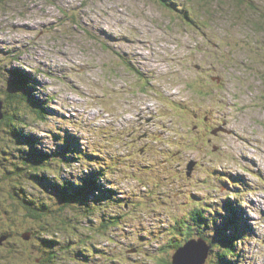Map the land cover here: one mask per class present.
I'll return each instance as SVG.
<instances>
[{
    "label": "rangeland",
    "instance_id": "1",
    "mask_svg": "<svg viewBox=\"0 0 264 264\" xmlns=\"http://www.w3.org/2000/svg\"><path fill=\"white\" fill-rule=\"evenodd\" d=\"M21 78L46 117L13 103L10 113L26 110L27 135L8 147L0 123V155L19 153L50 189L82 185L99 168L104 195L134 208L99 234L96 219L86 222L83 246L52 231L66 257L57 263H88L92 245V264H119L122 253L126 264H153L176 222L197 209L207 219L193 236L212 248L206 264H264V0H0L1 98ZM28 172L11 179L26 183ZM8 182L0 234L15 245L0 238L1 264H41L30 233L22 236L33 215L13 203Z\"/></svg>",
    "mask_w": 264,
    "mask_h": 264
},
{
    "label": "trees",
    "instance_id": "2",
    "mask_svg": "<svg viewBox=\"0 0 264 264\" xmlns=\"http://www.w3.org/2000/svg\"><path fill=\"white\" fill-rule=\"evenodd\" d=\"M19 80L20 79H18V81ZM21 82L24 83L25 78H21L19 84ZM23 83H21L22 86L20 88H18L19 87L18 83L17 84L14 83V85L11 84L10 89L7 91L8 92L7 95L3 96V98H1L0 96V99L4 101V112H5V117L2 120H0V123L5 124L6 129L4 131L7 132L9 135L8 147L11 148H14L15 142L19 141L18 138L27 135V133H24L25 130L24 127L26 128V121H27L24 119L27 116L26 110L21 111L20 109L18 110L15 109L16 112L14 110L13 114L10 113L9 108L13 103L14 104L17 103L19 106L20 105L26 106V104L24 103H28L27 105L30 107L32 113L35 114L38 113L40 118L46 117L45 106H43L39 102H36V99L34 98L33 94H30L28 91L22 89V87L24 86ZM2 153L3 154L0 156L1 158H3V160L0 161V166L3 169L2 171L3 175L2 177H0V183H1L0 186L3 185V182L11 180V182L8 183L11 185V188L13 189L12 192L13 195H9V196H11L13 203L19 205L22 211L25 209L26 211H28L30 214L33 215V216H28V221H32V222H28L26 223V225L31 224V226L28 228L27 231L23 233L22 236H25L27 235V233H30V238H29L30 245L32 246V248H35L37 252L38 251L41 252V253L38 252L40 253L39 256L42 253L44 254L42 257H40L41 264H64V263H57L55 260H59V259L61 260L63 258H66L63 256H58V252L60 250L57 249L58 247L56 246L58 243H60L61 240H56L54 237H51L50 233L52 231L56 230L52 234V236L61 233L64 230L70 236H72L73 240H76L77 237H81L79 239V242L81 241V245L83 246L85 238H88V236H86L87 234L84 232L89 230L88 228L85 227L86 222L93 224L94 223L93 220L96 219V221H98L97 222L98 225L96 226V231L98 233L100 230L101 233L104 230L108 231L111 227H120L124 219H130L134 215V213L132 212L134 208L133 206H130L131 200L128 199L125 200L124 198H116V197L113 198L110 195L106 197L104 195V192H100V193H97L95 191H94L95 193L89 192L90 188L94 190L95 186H99L98 185L99 179L103 175L107 174V173H102L99 168H93L95 172L98 171L99 173H97L95 176H93L88 180H83L85 182L82 185H80V183H77L78 181L75 182L76 180L74 181L76 185L73 182H69V180L67 182L63 180V183L61 184L55 183L56 185H54L53 183L52 188L50 189L49 187H45V184L43 185V183L41 182L42 178H37L33 176L34 174L32 173V170L29 172L25 170L27 167L26 165L28 164V163L26 164L27 161L26 158L21 157L19 153L16 154L11 153L10 150L9 152L3 151ZM47 160L48 159L44 160L42 168H44V165L48 163ZM50 163L52 162L50 161ZM31 168L34 169L35 172L37 170H40L37 168L36 162L32 163ZM25 172H28L27 174H29L28 176H26L27 178L26 183L16 182L14 178L11 179L12 176L15 177V175L18 176H20L21 174L24 175ZM29 176L32 179H30ZM30 187L33 189L32 191H34L35 193L29 191ZM78 187L79 188L82 187V188L78 189ZM36 191H38V193H36ZM54 200L60 201L58 207L56 208L54 207L55 206ZM75 205L81 206V208L83 207L82 209L78 208L79 211L83 213V219L80 217L81 213H79L78 209L77 208L75 209ZM127 205L130 206L128 207V209L126 208ZM119 206L120 207L122 206V208H117ZM124 209L126 210L125 212H123ZM68 211L70 213H68ZM8 212L9 214L11 213L10 210H8ZM52 214H54V217H56L54 218V220L51 219L53 218ZM190 214L191 217L189 219L185 217L184 219L185 221L183 223H180L179 221L176 222V225L173 227V230L169 231V238L171 239V244L170 246H168V248H158L157 251H163V252L160 253L155 252V256H153L152 258L150 257V259H153V264H172L173 253L181 245H183L188 239L197 238L193 236L194 230L196 228L195 226H197L201 217L207 219L206 213L195 209ZM76 218L77 219L81 218L82 220L81 223H84V225L82 224L80 226L76 225L75 222ZM19 221L23 222L25 220L22 219ZM221 225L222 228L225 226L224 223H221ZM220 227L218 226L217 231L220 230ZM5 231L6 230L1 231L0 238L2 236L5 237L4 242L11 241L10 245L12 246L11 248H13V246L15 245V242L12 241L14 237L11 240V238H9L10 237L9 232L8 231L5 232ZM45 234L48 235L49 237H44L43 235ZM12 236L14 235L12 234ZM219 238H221V236ZM23 239H25V237H23ZM231 241L233 242V240ZM12 242L14 243V245L12 244ZM110 242L113 241L111 240ZM227 243L231 244V242H227ZM96 249L97 248H94L92 245L85 247V251H88V253L86 254L91 259L88 261V263L85 264L93 263V255H94L93 252L94 250L96 252L97 251ZM11 251H13V249H11ZM98 251L100 250L98 249ZM79 252L83 253V250H79ZM128 252H137V254H141V253L146 254V252H144L141 248L138 249L129 248ZM74 253H78V251L75 250ZM122 254H123L122 256L119 255L117 258H115L116 260L115 262L119 264H126L127 262L126 255L125 253ZM51 258L53 260H51ZM83 260L87 262V260L85 259ZM2 261H6V259H2ZM2 261H0V264Z\"/></svg>",
    "mask_w": 264,
    "mask_h": 264
},
{
    "label": "water",
    "instance_id": "3",
    "mask_svg": "<svg viewBox=\"0 0 264 264\" xmlns=\"http://www.w3.org/2000/svg\"><path fill=\"white\" fill-rule=\"evenodd\" d=\"M4 117V101L0 99V120ZM194 165L195 163H191L188 166L189 175L192 174ZM211 249L206 240L201 237L188 239L173 253L172 264H206Z\"/></svg>",
    "mask_w": 264,
    "mask_h": 264
},
{
    "label": "flooded vegetation",
    "instance_id": "4",
    "mask_svg": "<svg viewBox=\"0 0 264 264\" xmlns=\"http://www.w3.org/2000/svg\"><path fill=\"white\" fill-rule=\"evenodd\" d=\"M147 122H152L153 121V117L152 118H145ZM150 119V121H149ZM152 119V120H151ZM154 122V121H153ZM146 134H144L145 136H141L139 135V133L133 138V141H139V140H142L143 137H148L149 136V132H145ZM9 146V145H8ZM141 152L144 153L145 152V147H141ZM95 192L97 193H100V192H104V190H102L99 186H95V189H94Z\"/></svg>",
    "mask_w": 264,
    "mask_h": 264
},
{
    "label": "bare ground",
    "instance_id": "5",
    "mask_svg": "<svg viewBox=\"0 0 264 264\" xmlns=\"http://www.w3.org/2000/svg\"><path fill=\"white\" fill-rule=\"evenodd\" d=\"M145 116V115H144ZM143 117V116H142ZM145 118V117H144ZM152 120V119H151ZM149 121H150V119H149ZM134 129V128H133Z\"/></svg>",
    "mask_w": 264,
    "mask_h": 264
}]
</instances>
